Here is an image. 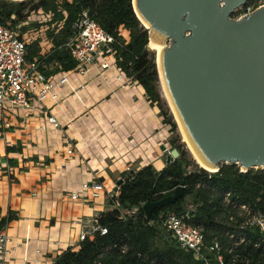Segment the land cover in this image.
<instances>
[{
  "label": "crops",
  "instance_id": "0c3cea01",
  "mask_svg": "<svg viewBox=\"0 0 264 264\" xmlns=\"http://www.w3.org/2000/svg\"><path fill=\"white\" fill-rule=\"evenodd\" d=\"M61 20L53 19L51 29L40 23L31 42L38 47L33 59L41 60L46 74L63 70L57 61L44 62L54 49L45 31L57 33ZM121 35L129 40L124 27ZM25 41L27 49L30 43ZM116 75L115 66L102 69L97 63L84 76L73 74L72 83L85 88L80 99L69 95L59 106H49L61 123L58 131L46 123L44 105L6 114L11 127L0 136V154L8 166L0 167V224H7L11 238L8 264H51L67 248H78V222L87 224L114 209L103 196L71 199L82 182L97 178L109 190L128 169L150 164L159 171L167 164L160 147L168 126L158 105L141 84L120 87ZM38 126L44 127L40 133L35 132Z\"/></svg>",
  "mask_w": 264,
  "mask_h": 264
},
{
  "label": "trees",
  "instance_id": "16d2710c",
  "mask_svg": "<svg viewBox=\"0 0 264 264\" xmlns=\"http://www.w3.org/2000/svg\"><path fill=\"white\" fill-rule=\"evenodd\" d=\"M31 1L0 0V21L11 17L12 24H15L22 18L27 6L30 9L53 10L54 21H64L52 38L54 49L44 62L57 61L63 70H69L74 67L75 61L63 44L71 34V25L78 13L87 9L105 31L119 40L121 45H116L117 64L128 75H134L148 98L156 102L168 131H176V123L164 110L157 90L155 65L150 61V52L146 48L148 30L137 18L131 0H62L60 5L65 15L57 11V0H39L33 4ZM119 26L128 31L127 43L117 36ZM53 33L48 31L50 37ZM27 50L26 60L30 61L37 55L38 47L32 44L27 46ZM170 143L179 155L161 170L157 171L148 164L133 172L129 169L123 172L117 198L118 209L101 212L97 219L107 227V233H95L81 241L78 248H67L57 256L55 264H204L202 260L195 259L190 251L181 249L159 225L149 226V220H142V208L135 217L123 220L119 216L120 211L131 209L141 201H156L171 194L178 185L184 186V195L172 204L156 208L151 220H155L159 212L183 210L181 203L190 195L194 210L188 222L202 229L206 244L213 240L219 242L223 264H264V232L255 228L232 227L228 215L229 212L236 215V209L223 202L224 194L228 193L231 200L246 204L250 210L264 211V169L251 168L242 172L235 164H222L216 172L202 168L188 170L192 160L181 148L179 137L176 135ZM222 214L223 219L220 218ZM240 237H243L241 242ZM204 254L208 264H219L212 252L205 250Z\"/></svg>",
  "mask_w": 264,
  "mask_h": 264
},
{
  "label": "water",
  "instance_id": "95a60500",
  "mask_svg": "<svg viewBox=\"0 0 264 264\" xmlns=\"http://www.w3.org/2000/svg\"><path fill=\"white\" fill-rule=\"evenodd\" d=\"M247 1L131 0L152 47L164 45L159 62L172 111L190 148L214 169L209 172L222 164L264 169V6L230 16ZM170 153L167 163L179 155L176 148ZM183 195L178 185L142 210L150 219Z\"/></svg>",
  "mask_w": 264,
  "mask_h": 264
},
{
  "label": "built area",
  "instance_id": "2783aa9c",
  "mask_svg": "<svg viewBox=\"0 0 264 264\" xmlns=\"http://www.w3.org/2000/svg\"><path fill=\"white\" fill-rule=\"evenodd\" d=\"M253 1V2H252ZM264 6V0H248L245 4L235 10H239V15L234 19L252 13L257 8ZM58 11L61 9L58 8ZM234 10V11H235ZM34 15L39 23L44 26H54V11H37ZM63 20L56 26H61ZM122 26L117 28V36H121ZM124 43L128 41L123 39ZM121 45L119 40L112 33L105 31L89 14L87 9H82L75 21L71 25V34L63 44L69 50L72 59L75 61L73 68L69 70H59L56 73L46 74L39 58L30 61L26 60V41L20 33V26L12 24V18L0 21V133L4 138L5 131L11 127L6 119V114H15L18 111H28L37 105H44L46 113V123L55 131L61 129L59 119L51 113V106H59L69 95L80 99V91L85 88L84 84L74 85L70 79L73 74L84 76L89 73L91 66L98 64L100 68L106 69L115 66L117 80L120 87L131 84H140L134 75H128L124 68L117 64V47ZM128 66L131 63L128 62ZM49 103V105L47 104ZM44 130L43 126L35 128L36 133ZM31 136V133H27ZM164 145V144H163ZM167 157L171 156L170 149L164 145L162 150ZM72 146H66V153L71 155ZM0 154V167L8 169L7 163ZM242 171V170H241ZM244 172V171H242ZM119 186L109 190L102 181L97 178H91L80 184L78 191L71 192L70 198L73 200H96L103 196L111 202L114 209H118L117 198L119 196ZM145 201L139 202L133 206L129 212L120 211V218L125 220L130 216H137L139 209ZM223 202L226 206L236 209V215L229 212L228 221L230 225L238 229H258L264 232V211H252L244 203H237L230 199L229 194L225 193ZM190 210L159 212L155 220L148 219L146 215H141L142 220H149L148 225H159L164 229L169 237L178 244V246L190 251L197 260H202L208 264V259L204 254L207 250L212 252L219 262L223 264L221 246L217 240L206 244L204 234L201 228L193 226L188 222L192 216ZM74 223V222H73ZM78 224L76 245L85 240L88 236L99 233H107V227L100 224L96 219L87 224ZM233 237V234H230ZM11 238L7 233V224H0V264H8V254L10 252L9 242ZM243 241V237L239 238ZM75 245V244H74ZM56 260V259H55ZM55 260L51 264H55ZM25 264V263H24ZM27 264V263H26Z\"/></svg>",
  "mask_w": 264,
  "mask_h": 264
},
{
  "label": "rangeland",
  "instance_id": "374dc122",
  "mask_svg": "<svg viewBox=\"0 0 264 264\" xmlns=\"http://www.w3.org/2000/svg\"><path fill=\"white\" fill-rule=\"evenodd\" d=\"M11 1H13V2L23 1V2H25V1H29V0H11ZM36 1L37 0H32L31 1V4L38 3ZM57 1H58L57 9L58 8H62L61 5H60L62 0H57ZM254 1H258V0H254ZM51 11H53V10H51ZM30 12H31V9L29 8V6H27L26 9L23 12L22 18L19 19L18 21H16L14 25H19L20 26V33H21V35L22 36L24 35V39L27 40L30 43V45H31L32 44L31 42L34 40L33 38L36 35H38L37 30L40 29L39 27L41 25H40V23L38 21H36L37 18L34 15H32V14L29 15ZM238 15H239V10L238 11L235 10V11H233L230 14V16L232 18H236ZM51 28H52V26H50V29ZM50 29H48V30L45 31V34L46 35L48 34V31H51ZM53 32L54 33H53V35H51V37L48 35L50 39L54 38L55 34H57L56 31H53ZM150 41H152V40L149 39L148 44H147V47H146L149 50V52L152 50L150 48L152 42L150 43ZM167 43L168 42H165V44H167ZM154 65H155V69H156V73H157V82L156 83H157V90H158L159 95H160V98H161V104H162L164 110L166 112H169L171 114L173 121L176 123V131L174 133H170L169 131H167L165 133L164 138H163L162 145L163 144L166 145L170 149V151H171L172 146H171L170 140L174 139L176 137V135H177L179 137V142L181 144V148L188 154V156L192 160L191 165L188 167V170L201 169V167L199 166V164L194 159V155L192 154L193 152H192L191 148L189 147V145L186 142V140H184V137H183L181 128L178 125L177 120L175 118V115H174V113L172 111L173 110L172 105L170 104L171 105V108H172V109H170L169 108V105L167 104V101H165V96H164V93H163L162 88H161V81H163V80H162V75L160 74L159 69H158V63H157V61H154ZM164 154H166V153L164 152ZM238 168H239V171L242 170L241 167L238 166ZM181 206H182V209L183 210H190V211H193L194 210V206L191 203V196L190 195H188V196H186L184 198V201L181 203ZM99 216L100 215L98 214L96 217L99 218ZM223 217H224V214H222L220 216V218H222V219H223ZM220 218H218V219L220 220Z\"/></svg>",
  "mask_w": 264,
  "mask_h": 264
},
{
  "label": "bare ground",
  "instance_id": "6f19581e",
  "mask_svg": "<svg viewBox=\"0 0 264 264\" xmlns=\"http://www.w3.org/2000/svg\"><path fill=\"white\" fill-rule=\"evenodd\" d=\"M133 3H134V1H133ZM134 7H135V5H134ZM136 9V8H135ZM136 13H137V15L139 16V13L136 11ZM140 17V16H139ZM140 19L142 20V18L140 17ZM143 22V21H142ZM145 25H146V23L145 22H143ZM147 26V25H146ZM152 41H150V43H151ZM161 43V42H160ZM155 53H156V61H157V63H158V69H159V72H160V74L162 75V72H161V66H160V62H159V60H160V54H161V52H162V50H163V48H164V46L162 45V43H161V45H159V46H155V47H152V43H151V47H150ZM162 80H163V77H162ZM161 88H162V91H163V93H164V96H165V101H167V104L169 105V108L170 109H172L171 108V103H170V99H169V95H168V92H167V90H166V87H165V84H164V80L163 81H161ZM182 131V130H181ZM182 134H183V137H184V140H186V142L188 143V141H187V139H186V136L184 135V132H182ZM189 145V144H188ZM190 147V146H189ZM192 150V149H191ZM192 154L194 155V159H195V161L199 164V166L201 167V168H204L205 170H208V171H214V169H212V168H209V167H207V166H205L202 162H201V160L198 158V156L194 153V151L192 150Z\"/></svg>",
  "mask_w": 264,
  "mask_h": 264
}]
</instances>
